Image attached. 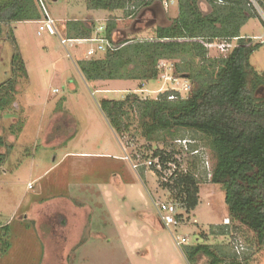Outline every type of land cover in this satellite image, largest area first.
<instances>
[{
    "label": "rangeland",
    "instance_id": "1",
    "mask_svg": "<svg viewBox=\"0 0 264 264\" xmlns=\"http://www.w3.org/2000/svg\"><path fill=\"white\" fill-rule=\"evenodd\" d=\"M9 1L0 0V6ZM86 1L42 0L56 20L58 35L38 33L37 19L0 26V84L15 79L13 102L0 111V264H206L208 255L197 252L201 244L217 254L218 247L235 252L238 264H264V249L250 230L229 220L225 191L209 181L210 175L201 179L196 208L189 213L178 208L182 218L168 229L159 222L153 202L173 199L179 205L178 200L152 169L132 166L143 164L157 148L174 150L182 168L189 169L192 157L177 143L181 138L196 143L202 156L199 168L210 170L214 158L206 136L161 131L149 141L134 110L122 118L129 127L115 131L100 105L104 97L122 99L128 92L146 99L173 89L184 97L189 73L205 72L207 63L182 53L161 59L156 79H131L149 74V67L135 61L120 69L122 78L90 81L78 62L106 58L105 50L87 55L89 42L74 48V42H60L75 20L94 30L112 20L115 46L126 39L152 41L157 27L178 17V0H152L131 15L121 9H90ZM197 4L203 14L211 10L206 0ZM253 4L258 16L247 19L240 35L259 44L249 62L263 76L264 25L259 18L264 22V12ZM21 13L45 16L39 0ZM236 44V39H214L206 43L207 57H224ZM174 64L179 65L177 75ZM256 95L264 97V84ZM124 154L131 160L121 159ZM224 224L228 233L216 234L217 225ZM175 237L186 242L178 247ZM189 252L199 253L200 261L190 259ZM231 261L232 256L224 257V264Z\"/></svg>",
    "mask_w": 264,
    "mask_h": 264
},
{
    "label": "trees",
    "instance_id": "2",
    "mask_svg": "<svg viewBox=\"0 0 264 264\" xmlns=\"http://www.w3.org/2000/svg\"><path fill=\"white\" fill-rule=\"evenodd\" d=\"M151 1L86 2L90 9H121L126 15H131L139 5ZM197 1L178 0V17L171 25L157 27L154 40L132 43L126 39L116 49H106V58L81 60L78 65L88 80L95 81L122 78L120 69L138 61L137 65L149 67L146 68L149 74L143 73L131 79L149 80L156 79L162 71L158 67L161 59L172 60L177 55L188 53L206 62L208 69L205 72L189 73V88L184 97L173 89L160 93L157 98L146 99L139 98L135 92H128L122 99L104 97L100 105L115 131L129 127L122 118L128 110H134L141 134L149 141L161 131L191 130L206 136L214 158L210 170L199 168L201 152L191 154L189 169L179 174L172 184L164 185L178 200L177 209L189 213L198 205L201 179L210 175L209 181L221 185L225 191L229 220L250 230L255 243L264 249V97L256 95L260 84H264V75H259L249 62L252 51L259 44L252 45L250 38L240 35L241 26L251 16H258V12L253 0H206L211 10L203 14ZM254 1L264 12V0ZM27 4H33V0H10L1 5L0 26L9 22L38 20L39 15L21 13ZM259 19L264 25L262 18ZM66 28V38H89L94 30L92 25L77 20L71 21ZM115 28V22L108 20L103 29L104 36L112 43ZM181 38L184 40L179 41ZM214 39H236L237 44L226 56L214 59L207 57L206 47V43H212ZM179 71V65L174 64L172 73L177 75ZM14 87V78L0 84V111L13 102ZM188 147L190 152L196 149V143L191 139ZM174 153V150L156 148L153 156H160L161 161L167 162L175 160ZM3 159L0 156V162ZM178 217L181 219V214ZM217 226H212L213 230L214 227L218 229L216 234L228 233L227 224ZM1 228L7 229V225ZM224 249L218 247L217 254L209 245L197 246V252L208 255L206 264H224V257L228 255L233 257L228 264H238L235 262L236 253ZM189 255H192L190 259L200 261L199 253L189 252Z\"/></svg>",
    "mask_w": 264,
    "mask_h": 264
},
{
    "label": "built area",
    "instance_id": "3",
    "mask_svg": "<svg viewBox=\"0 0 264 264\" xmlns=\"http://www.w3.org/2000/svg\"><path fill=\"white\" fill-rule=\"evenodd\" d=\"M39 2L42 6L45 16L44 18L35 21L38 24V33L47 32L50 35H58L59 30L56 25V20L53 19L46 11L42 0H39ZM104 27L105 26L102 25L96 27L95 30L93 31V34L89 38H61L60 42L63 45H65L67 42H75V43L82 41L89 42L90 45L86 49L87 55L95 54L97 51L100 50H106V49L114 50L116 49L114 43L109 41L103 34ZM176 141L177 143H181V145H183L184 147V151L186 153H189L190 155L197 154L200 152L198 148L189 152V147H188L189 140L178 139ZM174 156H173V158L175 159L174 161L169 160L167 162H163L161 161L160 156H153L152 154L151 157L144 160L143 164L137 162L134 163L132 166L134 169L143 166L152 169L160 177L161 179L160 183L162 187L170 191L169 187L164 184L165 183L172 184L175 178H177L179 174L185 173L187 171V169L182 168V166L180 165L182 159L176 156L175 153ZM120 158L127 161L131 160V158L128 157L127 154H124ZM153 204L156 209L159 222L164 228L169 229L171 226L179 223L180 219L178 215L180 213L177 209L178 203L176 201H174L173 199L154 200ZM174 239H175V244L178 247L182 246L186 242V239L184 237L181 238L175 237Z\"/></svg>",
    "mask_w": 264,
    "mask_h": 264
},
{
    "label": "crops",
    "instance_id": "4",
    "mask_svg": "<svg viewBox=\"0 0 264 264\" xmlns=\"http://www.w3.org/2000/svg\"><path fill=\"white\" fill-rule=\"evenodd\" d=\"M38 20H39V19H38ZM57 28H58V26H57ZM58 30H59V29H58ZM78 43H79V42H78ZM78 43H75V42H74V44H72L70 47L74 48V47H76V45H77ZM67 154H68V153H67ZM79 154H81V155H86V154H89V153L82 152V153H79ZM100 155H104V157H109L110 154H107V153H100Z\"/></svg>",
    "mask_w": 264,
    "mask_h": 264
}]
</instances>
